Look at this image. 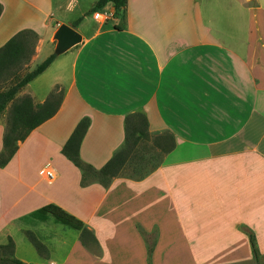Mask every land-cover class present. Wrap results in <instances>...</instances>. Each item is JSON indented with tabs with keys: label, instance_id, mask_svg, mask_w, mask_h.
Listing matches in <instances>:
<instances>
[{
	"label": "crops",
	"instance_id": "obj_1",
	"mask_svg": "<svg viewBox=\"0 0 264 264\" xmlns=\"http://www.w3.org/2000/svg\"><path fill=\"white\" fill-rule=\"evenodd\" d=\"M86 1L0 0V45L23 28L37 35L21 71L50 52L67 57L65 82L57 71L47 86L31 84L44 69L14 96L39 103L54 88L59 102L0 165V243L10 237L12 256L24 263L133 264L138 256L144 264L145 229L159 236L151 250L158 264L163 236L173 235L166 229L178 227L198 250L231 252L219 262L255 264L247 234L264 255V0H126L123 9L96 10L104 19L84 14L95 2ZM60 24L78 38L57 48ZM10 103L0 114V150ZM134 111L148 135L170 133L178 145L143 177L81 183L61 153L77 120L89 117L78 155L98 169L122 145L124 116ZM44 164L50 180L39 173ZM49 202L82 220L99 254L50 214L26 217ZM121 235L134 236L136 247H117Z\"/></svg>",
	"mask_w": 264,
	"mask_h": 264
},
{
	"label": "trees",
	"instance_id": "obj_2",
	"mask_svg": "<svg viewBox=\"0 0 264 264\" xmlns=\"http://www.w3.org/2000/svg\"><path fill=\"white\" fill-rule=\"evenodd\" d=\"M106 3H111L114 9H123L126 0H95L93 5L84 12L92 13ZM1 11V4H0ZM82 16H77L72 25H75ZM36 33L29 28H23L11 35L0 45V114L6 104L11 100L6 127L2 135V148L0 150V165L6 163L16 148V141L22 140L30 129L38 125L43 120L50 117L59 102V95L53 90L48 97L42 101L33 103L28 95L14 98L17 91L28 81L42 72L56 56L55 52H50L33 68L21 71L23 64L27 63L33 51L36 40ZM124 138L123 143L105 163L98 169L93 168L89 163L83 162L78 155L80 140L88 126L89 117L82 116L77 120L73 129L67 136L61 147V153L81 170V183L90 177H96L102 185H106L110 177L116 175L128 157L136 148L139 139L148 137L147 121L143 113L134 111L124 116ZM169 139V140H165ZM152 143L165 152L173 147L172 134H157L152 136ZM46 214H50L54 220L69 227L80 230V241L84 244L95 242L91 231L84 227L82 220L66 212L54 203H45L33 210L26 217L36 220L43 219ZM250 251L255 264H259V253L251 233L247 234ZM34 247L39 251L40 243L33 237L28 236ZM13 242L10 237L0 243V264H35L24 263L12 256Z\"/></svg>",
	"mask_w": 264,
	"mask_h": 264
},
{
	"label": "rangeland",
	"instance_id": "obj_3",
	"mask_svg": "<svg viewBox=\"0 0 264 264\" xmlns=\"http://www.w3.org/2000/svg\"><path fill=\"white\" fill-rule=\"evenodd\" d=\"M88 1L90 0H87L86 2ZM87 6H89L88 3ZM253 12L255 11L253 10ZM229 17L230 16L229 15L227 16V14H225V11L223 10V18L230 19ZM253 18L254 19L259 18L258 12H255V16ZM110 19L111 18L109 16L106 19V21ZM262 21H264V15ZM57 28L53 34V38L56 37L55 33L57 31ZM254 34L255 35L260 34V31L256 29L254 30ZM55 41L57 42L56 47L60 48L61 45L57 38H55ZM64 46H67V44H65ZM60 50L61 49H59L58 52H60ZM55 57L45 68L43 75L33 79L31 84H33V82L39 83L41 81L45 86H47L50 79L52 78V75L54 73H57V71H58L59 79L65 82V80L67 79V72H66L67 57L65 58L63 54H59L57 58ZM61 58H63V61H61ZM60 62L62 65L61 64L58 65ZM53 89L54 88H52V90ZM152 136H153L152 134H149L148 137L139 139L135 150L133 151V153L130 154V156L128 157V159L126 160V162L124 163V165L116 175L133 177V178L143 177L144 175L149 173L157 165V163L161 161L163 151H161L152 143ZM165 140L167 141L169 139H165ZM177 145L178 144L175 142L173 138V147ZM162 216H164V214ZM171 231L173 232V235L163 236L165 246L163 249L164 251L159 252L161 259L160 262L158 261V264H224V263L231 264L228 261L219 262L222 253H224V255H227V254H231V252H220L221 250L219 249L198 250L195 248L198 247L196 243H191L190 245L186 243L187 241L185 240H187L186 239L187 236L183 234L182 229L178 227L177 229H171V228L166 229V232H171ZM99 235L100 238H102L101 234ZM158 237L159 236L157 234H153L151 230H145V229L141 230L140 239L142 240V244L144 248V252H143L144 264H151V250L152 247L158 242ZM116 238L118 239L117 247L121 246L122 248L125 247L126 249H128V247L130 249L136 247V243L134 242V236L121 235V236H117ZM99 244L100 242L98 240H95V242H88L84 245L88 246L89 248L91 246V248H94L93 253L99 254L100 253L99 250L95 249L99 246ZM18 253L20 254V252ZM25 256L29 259H35V257L31 255V252H27ZM259 260H260V264H264V255L259 254ZM132 262L133 264H140V261L138 260V256L134 257L132 259ZM239 264H247V263L246 261H241L239 262Z\"/></svg>",
	"mask_w": 264,
	"mask_h": 264
},
{
	"label": "water",
	"instance_id": "obj_4",
	"mask_svg": "<svg viewBox=\"0 0 264 264\" xmlns=\"http://www.w3.org/2000/svg\"><path fill=\"white\" fill-rule=\"evenodd\" d=\"M55 34V38L58 39L61 46H64L69 42H73L78 38L76 32H74V30L70 26L65 24H60Z\"/></svg>",
	"mask_w": 264,
	"mask_h": 264
},
{
	"label": "built area",
	"instance_id": "obj_5",
	"mask_svg": "<svg viewBox=\"0 0 264 264\" xmlns=\"http://www.w3.org/2000/svg\"><path fill=\"white\" fill-rule=\"evenodd\" d=\"M93 18L95 19H104L106 16L104 14L99 13L98 11H94L92 13ZM39 173L46 179L50 180L53 177V171L52 169L47 166V164H44L40 170Z\"/></svg>",
	"mask_w": 264,
	"mask_h": 264
}]
</instances>
